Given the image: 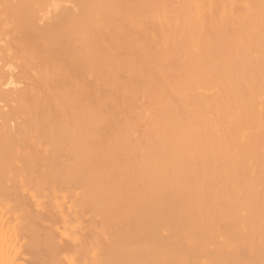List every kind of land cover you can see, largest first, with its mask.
<instances>
[{
	"label": "bare ground",
	"instance_id": "1",
	"mask_svg": "<svg viewBox=\"0 0 264 264\" xmlns=\"http://www.w3.org/2000/svg\"><path fill=\"white\" fill-rule=\"evenodd\" d=\"M261 140L264 0H0V174L23 169L17 191L0 192L19 217L11 236L0 208V264L27 234L37 250L23 264H195L188 253L206 249L189 229L210 231L228 201L253 211L245 231L223 224L237 240L213 262L238 264L242 246L264 249ZM28 186L59 194L55 212ZM74 188L66 204L60 190ZM90 205L102 230L92 215L83 225ZM73 220L88 228L78 241Z\"/></svg>",
	"mask_w": 264,
	"mask_h": 264
},
{
	"label": "rangeland",
	"instance_id": "2",
	"mask_svg": "<svg viewBox=\"0 0 264 264\" xmlns=\"http://www.w3.org/2000/svg\"><path fill=\"white\" fill-rule=\"evenodd\" d=\"M145 114H147V113L142 114V115H141V118H143V116H144ZM136 124H137V123H136ZM244 124L247 125V123H242L241 126H244ZM136 126H137V125H136ZM136 126H135V128H134V127L132 128V129H134V130H131L133 133H134V131H135V132H138V133L140 132L139 129H138L139 131L136 130L137 127H138V126H137V127H136ZM239 126H240V125H239ZM240 128H241V127H240ZM243 128H244L245 131H247V132H245V133H248V132H249L250 125L248 124L247 126H244ZM243 128H241V129H243ZM247 128H248V130H246ZM241 129L238 130V132H236L237 134L235 135V137L237 136V137H236V140H237L238 142H241V143H242V140H243V139H242V138H243L242 136H243V132H244V131H243L242 133L239 134V131L241 132ZM250 130H252V128H251ZM131 131H130V133H129V135H130L129 138H132V137H134V136H137L136 134H138V133L133 134ZM238 134H239V136H238ZM133 135H134V136H133ZM240 135H242V136H241L242 138H240ZM42 138H44V137H42ZM40 140H42V139H40ZM44 140H45V138H44ZM263 141H264V140H263ZM263 143H264V142H263ZM263 143H262V140H261V141H260V145H259V147L261 146V144H262V147H263V146H264ZM262 147H260V149H261ZM262 150H264V147L262 148ZM24 155H25V154H24ZM15 168H16V169H14V167H13V171L15 170L14 172H16L15 175H14V172H12V170H10V169L7 168V167L4 169L5 173H7V174L5 175V173H3L4 171L0 174V175H1V178H0V179H1V180H0V182H1L0 184H1V185H0V187L2 188V189L0 188V192H2V190H3V192H4V189H5V187H6V190H7L8 192L15 193V192H13V190L16 189L15 191H17V188H19V186H18V185H19V181L21 180L20 178L23 176L22 173L20 172V170L23 171V169H21V168H18V169H17V167H15ZM8 169H9V171H11V172H9V174H8V172H7ZM16 170H18V172H17ZM25 171H27V170H25ZM27 172H29V171H27ZM27 172H26V173H27ZM30 172L32 173L33 171H30ZM261 172H262V171H261ZM11 173H12L13 175H11ZM18 173H19L20 175H17ZM263 173H264V172H263ZM27 174H29V173H27ZM256 174H257V173H256ZM258 174H259V173H258ZM10 175L13 176V177L15 176V177H14V178H11ZM33 175H35V174L33 173ZM33 175H32V176H33ZM9 176H10V177H9ZM16 176H19V179H20V180H18V182H17L18 177H16ZM20 176H21V177H20ZM30 176H31V175H30ZM16 178H17V179H16ZM5 179H7V180H5ZM3 181H5V182H4L5 184L3 183ZM10 181H11V182H10ZM6 182H7V183H6ZM12 182H13V183H12ZM14 182H15V183H14ZM16 182H17V183H16ZM257 183H258V182H257ZM257 183L254 184V182H253V184H252V185H253L252 188H253V187H260V185L258 186ZM259 183H261V182H259ZM6 184H7L8 186H7ZM5 185H6V186H5ZM15 185H16V186H15ZM255 185H256V186H255ZM263 185H264V184H263ZM2 186H4V187H2ZM13 186H15V187L13 188ZM31 186H32V185H31ZM31 186H30V187H31ZM60 186H61V185H59V188H63V186H61V187H60ZM261 186H262V185H261ZM8 187H9V188H8ZM28 187H29V186H28ZM30 187L25 189V190H26V191H25L26 194H25V192H24V194H25L26 196H28V197H29L28 193H30V192H31V193H34V194H38V196L40 197L39 200L41 201V203H40V204H41V205H40L41 208H40V209H42L44 206H46V208H49V207H50V208H51V211L55 212V207H56V206H53V205H55L54 203L57 201V199L55 200L54 197L57 196V195H59V194L54 195V197H53V196L49 195V194H50V190L47 189V190H49V191H47V190H46V187L43 188V189H45V190H39V188H36L35 186H34V187H31V188H30ZM238 187H239V186H238ZM238 187L234 188V190L236 191V192H235V193H236L235 195H236V197H237V198H235V200H236L238 203H240V200H241L240 198L243 197V199H244V197H245L246 195L243 194V191H245V189H244V188H238ZM242 187H243V186H242ZM262 187H263V186H262ZM262 187H260V188H258V189H254V191L251 192V197L253 196L252 194H253L254 192L256 193V192H258V191H259V193H256V194H259V195H258V196L255 195V197H259V196L261 195V192H262V191L260 192V189L262 190ZM3 188H4V189H3ZM10 188H11V189H10ZM32 188H33V189H32ZM67 188H68V187H67ZM9 189L12 190V191H9ZM63 189H64V188H63ZM74 189H75V188H74ZM74 189H70L71 192H72V190H73V193L70 192V193L73 194V195H68L69 192H65V193H63L64 191H63V190H62V191L60 190V192L64 195V199H65V200H62V201H64L65 203H66V202H67V203L71 202L72 204H74V202H76V196H77V195H75V194L79 191L77 188H76L77 190H76V189L74 190ZM6 190H5V191H6ZM27 190H28V191H27ZM58 190H59V189H58ZM64 190H65V189H64ZM251 190H253V189H251ZM7 191H6V193H5V192H4V193L7 194ZM39 191H40V192H39ZM66 191H68V189H66ZM74 191H75L76 193H75ZM240 191H242V192H240ZM263 191H264V190H263ZM3 192H2V193H3ZM35 192H36V193H35ZM37 192H38V193H37ZM60 192H59V193H60ZM4 193H3V194H4ZM39 193H40V194H39ZM74 193H75V194H74ZM47 194H48V196H47ZM65 194H66V195H65ZM44 195H45V197H44ZM244 195H245V196H244ZM50 196H51V197H50ZM59 196H60V195H59ZM74 196H75V197H74ZM0 197H3V196H0ZM73 197H74V198H73ZM238 197H239V198H238ZM253 197H254V196H253ZM262 197H263V195H262ZM56 198H57V197H56ZM58 198H59V197H58ZM68 198H70V199H68ZM259 198H260V197H259ZM61 199H62V198H61ZM73 199H74V200H73ZM260 199H261V198H260ZM0 200H1V201H0V208L2 209V211H4V215H3V216H4V217H3L4 219H3V223H2V228H3V227H4L3 229L6 228L5 230L8 229L7 231H10V232H11L10 234H11V236H12L13 231H11V230H14V229H15V230L17 231V228H18V227H17V224H18L17 221H19V217H18L17 215H16V216H17V218H16V216H15V217H14V216H11V214L8 212V210H9V206L11 207V205H9V204H12V205H13V202H14V201H11V203H10V201H6V202H5L4 197H3V199L0 198ZM54 200H55V201H54ZM58 200H59V199H58ZM69 200H70V201H69ZM233 200H234V199H233ZM235 200H234V203H235ZM52 201H53V202H52ZM68 201H69V202H68ZM231 201H232V200H231ZM58 202H60V200H59ZM58 202H57V203H58ZM237 202H236V203H237ZM246 202H248V201H246ZM246 202H245V203H246ZM254 202H256V201H254ZM8 203H9V204H8ZM57 203H56V204H57ZM65 203H64V204H65ZM67 203H66V204H67ZM232 203H233V202H232ZM234 203H233V204H234ZM243 203H244V201H243ZM249 203H251V202H249ZM48 204H49V205H48ZM51 204H52V205H51ZM66 204H65V205H66ZM230 204H231V202L228 201V203H226V206H225L228 210H226L225 212H222L223 214L220 213L222 216L224 215L223 217L225 218V220H224V218H222L221 215H217V214L214 215V216L212 217V219H208V220H211V221L215 222V224L218 225V226H216V225H210V226H209V225H208V228L211 229L210 231H209L208 229H206V228H205L206 230H203V228H202V227H199V226H198V227H199L201 230H200L197 226H195L196 228H194V226H193V227L190 226V225L188 226V229H189L190 227H192V229L190 228L191 230L189 229V231L186 230V231L189 232V234H188V232H187V234H188L189 237L186 238V240H188L189 238H191V240H189L190 242H192L193 240H195V241H193V242H195V243H200V244H202V246H204V247H202V251H203V248L206 249V250L204 251V253H202V254H201V250H200V252H197V254H198V257H197V258H196V256H197V255H196V252H190V253H188V258L192 259V260L194 261L195 264H198V263H200V262H201V264H202V262H203V264H214V262H215L214 260H215L216 257L219 255V254H218V252H220L219 249L222 248V247H225V246H224V245H225V244H224L225 242H227V245H228V243H230V242H228V240H229V238H230V235H229L230 232L228 231L229 233H227V236H228V237L225 236V237H226V238H225V237L223 236V234L225 233V235H226V232H227V230L224 229V227H225V226H228V225H229L228 228H230V227L235 228L236 225L239 226V227H242V226H244L246 223H245L244 225H240V221H239V220L241 219V222H242L243 220L250 218V217H247V216H249L250 213L253 211L252 209H250V208H251L250 205H252V204L247 205V203H246V206H245V207H241L242 209L239 208L241 204H238V205L235 204V205H233V206H236L238 210H236L235 208L233 209V207H231ZM2 205H3V206L6 205V206L3 207ZM47 205H48V206H47ZM244 205H245V204H244ZM259 205H260V204H259ZM51 206H52V207H51ZM86 206H87V205H85V207H86ZM90 206H91V205H90ZM90 206H89V207H90ZM94 206H95V205H94ZM94 206H91V209H92V207H93V209H94ZM242 206H243V205H242ZM247 206H248V207H247ZM255 206H256V205H254V207H255ZM257 206H258V204H257ZM81 207H82V206H81ZM254 207H252V208H254ZM258 207H259V206H258ZM258 207H255V208H258ZM50 208H49L48 210H50ZM52 208H53V209H52ZM82 208H83V207H82ZM87 208H88V207H87ZM98 208H99V207L96 206V209H98ZM77 209H78V208L75 207V209H73V210H77ZM91 209L88 210V209H85V208H84V209H83L84 211L80 210V212H82V215L84 214V218L81 216L82 219L84 220V222L87 221L86 223H84V224L82 223V224H83V225L86 224V227H87V223H90V222H89V219H90L89 217H91V219H92V218H93L92 216H94V218L97 219L96 221H95V219H94V223H99V225L102 226V227H99V229L102 230L101 228H103V227L105 228V226H103L105 223H102V220H101L102 218L100 219V214L97 213V211H93V209H92V210H91ZM243 209H244V210H243ZM6 210H7V211H6ZM10 210H11V209H10ZM43 210H45V207H44V209H42V211H43ZM71 210H72V208L70 209L69 212H70V214L72 215L74 211L72 210V212H71ZM90 210H91V211H90ZM117 210H118V209H117ZM88 211H89V212H88ZM115 211H116V209H115ZM242 211H243V213H242ZM10 212H11V211H10ZM76 212H77V211H75L74 214H73L74 217H76V215H75ZM80 212H79V213H80ZM83 212H84V213H83ZM91 212H92V214H91ZM98 212H100V211L98 210ZM248 212H249V213H248ZM94 213H97L96 215L99 216V217H97L96 215H93ZM14 214H15V213H14ZM14 214H13V215H14ZM86 214H87V215H86ZM98 214H99V215H98ZM225 214H226V215H225ZM258 214H259V213H258ZM258 214H257V215H258ZM71 215H69V216H70V218L73 219V217H71ZM90 215H92V216H90ZM251 215H252V214H251ZM88 216H89V217H88ZM95 216H96V217H95ZM244 216H246L247 218H244ZM258 216H259V215H258ZM262 216H263V215H262ZM262 216H261V217H262ZM11 217H12V218H11ZM252 217H253V216H252ZM255 217H257V216H255ZM259 217H260V216H259ZM261 217H260V218H261ZM6 218H7V219H6ZM78 218H80V217H78ZM98 218H99V219H98ZM243 218H244V219H243ZM260 218H259V221H261V219H264V218H261V219H260ZM228 219H229V220H228ZM252 219H254V218H252ZM255 219H258V218H255ZM74 220H76V219H74ZM74 220H73V223L71 222L72 224H70V222L68 223L69 225L72 226V227H71V226L68 225V226H69V229H68L67 232H68V235L70 234V236H72L73 234L75 235V232H76V230H77V227L74 228V223H75V225H76V224H77V222H76L77 220H76L75 222H74ZM80 220H81V219H79V221H80ZM83 220H82V222H83ZM85 220H86V221H85ZM201 220H202V219H201ZM222 220H224V222H223ZM79 221H78V223H79ZM90 221H91V220H90ZM216 221H217V222H216ZM219 221H220L221 225H220ZM249 221H250V219L248 220V223H249ZM256 221H257V220H256ZM262 221H263V220H262ZM262 221H261V222H262ZM11 222H12V223H11ZM57 222H58V221H57ZM103 222H104V221H103ZM126 222H127V221H126ZM252 222H253V221H252ZM263 222H264V221H263ZM80 223H81V222H80ZM80 223H79V224H80ZM92 223H93V222H92ZM92 223H90V224H92ZM94 223H93V225H94ZM224 223H225V226H223ZM248 223H247V224H248ZM7 224H8V225H7ZM59 224L61 225L60 221L57 223V225H59ZM102 224H103V225H102ZM242 224H243V223H242ZM250 224H251V222H250ZM3 225H4V226H3ZM77 225H78V224H77ZM88 225H89V224H88ZM163 225H165V224H163ZM199 225H200V224H199ZM248 225H249V224H248ZM252 225H254V222H253ZM256 225H257V224H256ZM89 226H90V225H89ZM94 226H95V225H94ZM97 226H98V224H97ZM161 226H162V225H161ZM200 226H201V225H200ZM202 226H206V225L203 224ZM237 226H236V227H237ZM250 226H251V225H250ZM70 227H71L72 229H71ZM92 227H93V226H92ZM166 227H167V226H166ZM166 227H164V228L166 229ZM206 227H207V226H206ZM222 227H223V228H222ZM251 227H252V226H251ZM61 228H62V227H61ZM79 228H80V229H79ZM81 228H83V227H81V226L78 227V231L76 232V235L74 236L76 241H78V239H77V237H78V232H80L81 234L84 235V232H85L86 230H88V228L86 229L85 226H84V229H81ZM164 228H163V229H164ZM167 228H168V227H167ZM193 228H194V229H193ZM245 228H246V226H245L244 228L242 227L241 229L244 230ZM73 229H75V231H73V232L70 231V230H73ZM89 229H90V227H89ZM93 229H94V228H93ZM165 229H164V231H165ZM218 229H219V230H218ZM222 229H223V231H222ZM251 229H252V228H251ZM83 230H84V231H83ZM94 230H95V229H94ZM94 230H93V232H95ZM97 230H98V228H97ZM100 230H98V231H100ZM167 230H168V229H167ZM167 230H166V231H167ZM193 230H194V231H193ZM217 230H218V231H217ZM224 230H226V232H224ZM230 230H232V228H230ZM234 230H235V229H234ZM237 230H239L238 227H237ZM82 231H83V232H82ZM164 231H161V232H163V234H164ZM206 231H209V232H206ZM240 231H241V230H240ZM244 231H245V230H244ZM244 231H242V232H244ZM256 231H257V230H256ZM256 231H255V232H256ZM88 232H89V231H88ZM217 232H218L219 234H218ZM223 232H224V233H223ZM233 232H235V231H233ZM242 232H241V233L239 232V233H240L239 235L242 237V238H241V237H240V238L246 241V240H247V239H245V236H246V235L243 236V233H242ZM250 232H251V230H250ZM89 233H91V232H89ZM165 233H166V232H165ZM191 233H192V234H191ZM199 233H200V234H199ZM202 233H203V234H202ZM208 233H211V236H212V237H211L210 234H208ZM81 234H80V235H81ZM197 234H198V236H197ZM207 234H208V235H207ZM216 234H217V235H216ZM230 234H233V233H230ZM237 234H238V233H237ZM244 234H245V233H244ZM28 235H30V234H27V236H28ZM83 235H82V237H83ZM183 235H184V234H183ZM193 235H194V236H193ZM214 235H215V236H214ZM248 235H249V234H248ZM27 236L25 235V236H23V237L18 238L19 240H18V242H17V243H18L17 250L19 251V253L17 252L16 255H15V254H14V255H9V257H7L8 259L6 258L7 260L5 259L6 261L4 260V262H2V263L5 264L7 261H10V262H7V264H13V263H14V264H18V263L23 264L24 262H26V261L24 260V259H26V257H27V260H28V257L33 255L32 252L34 253V251H36L37 249H36L35 247H33V246H30L31 243L29 244V242H28L29 240H28V238H26ZM76 236H77V237H76ZM204 236H205V237H204ZM218 236H219V238H218ZM231 236H233V235H231ZM72 237H73V236H72ZM184 237H185V236H184ZM210 237H211L212 239H211ZM233 237H235V236H233ZM246 237H247V236H246ZM257 237H258V236H257ZM257 237H255V238H257ZM192 238H193V239H192ZM198 238H199V240H198ZM204 238H205L206 240H205ZM215 238H216V241H214ZM240 238H239V236H238V239H240ZM82 239H83V238H82ZM82 239H80V240H82ZM203 239H204V240H203ZM208 239H209V241H208ZM217 239H218V240L220 239L221 241L225 239L224 242H223V245H222V242H221L220 240H219V242H218ZM230 239H231V238H230ZM233 239H236V238H232L231 240H233ZM248 239H249V238H248ZM257 239L259 240L260 238H257ZM202 240H203V242H202ZM231 240H230V241H231ZM236 240H237V239H236ZM258 240H257V241H258ZM19 241H20V242H19ZM26 241H27V242H26ZM255 241H256V239H255ZM25 242H26V243H25ZM206 242H207V243H206ZM209 242H211L212 245H211V243H209ZM246 242H247V241H246ZM213 243H214L215 245H214ZM218 243H219V244L221 243L220 246H219ZM243 243H245V242H243ZM251 243H252V242H251ZM257 243H258V242H256V244H257ZM25 244H26V245H25ZM22 246H23V247H22ZM206 246H207V247H206ZM217 246H218V248H217ZM221 246H222V247H221ZM228 246H229V245H228ZM228 246L225 247V248H226V249H225L226 251H223L224 249H222L223 253H226L227 250H228V251L230 250V247H229V249L227 248ZM245 246H246V245H245ZM245 246H244V248L247 247V246H246V247H245ZM249 246H250V245L248 244V248H246V250H244V248H243V246H242V249H240V250H242V251L239 250V252H241V254H240L241 257L238 256V258H240V259H241V258L244 259L245 256H246V257L248 256V257H247V259L249 258L248 262H253V264H254V263H255V264H256V263H257V264H261L260 262L262 261V259H264V256H263V255H264V251H263L264 249H262V247L260 246L262 250H261L260 252H256V251H255V253L252 254V253L250 252L252 248L250 247V248H251V249H250ZM18 247H19V248H18ZM82 247H84V246H82ZM209 247H210V248H209ZM257 247H258V246H257ZM257 247H255V248H257ZM85 248H86V245H85ZM211 248H212V249H211ZM215 248H216V249H215ZM253 248H254V247H253ZM258 248H259V247H258ZM23 249H24V250H23ZM27 249H28V250H27ZM208 249H209L210 252L208 251ZM210 249H211V250H210ZM248 249H250V250H248ZM87 250H88V249H87ZM87 250H85V251H87ZM212 250H213V251H212ZM220 250H221V249H220ZM243 250H244V253H245V254L243 253ZM259 250H260V249H259ZM25 251H26V252H25ZM83 251H84V248H83ZM83 251H82L81 256L83 255L85 258H87L85 255H86V254H88V255L90 254V253H89V250H88V252H87L86 254L84 253L85 251H84V252H83ZM215 251H218V252H215ZM205 252H206V253H205ZM248 252H250V254H248ZM22 253H25V254H22ZM83 253H84V254H83ZM193 253H194L195 255H194ZM199 253H200L201 257H199ZM227 253H229V252H227ZM231 253H232V256H233V252H231ZM262 253H263V254H262ZM20 254H21V255H20ZM189 254H190V255H189ZM205 254H206V255H205ZM229 254H230V253H229ZM234 254H235V253H234ZM257 254H258V255H257ZM88 255H87V256H88ZM221 255H222V254H221ZM237 255H238V252H237L236 256H237ZM244 255H245V256H244ZM22 256H25V257H22ZM83 256H82V257H83ZM89 256H90V255H89ZM89 256H88V257H89ZM229 256H230V255H229ZM236 256H235V257H236ZM84 257L81 258V259L83 260V262H86V259L84 260ZM192 257H194V259H193ZM203 257H204V259H203ZM58 258H59V257H58ZM58 258H57V259H58ZM89 258H90V257H89ZM201 258H202V259H201ZM213 258H215V259H213ZM218 258H220V257H218ZM57 259H55V261H54V259L51 260L52 262H51L50 260H47L46 262H45L44 260H42V261H44L45 264H58V263H57V262H58ZM190 259H189V260H190ZM196 259H197V260H196ZM211 259H213V260H211ZM222 259L228 260V256H227V258H226V257H225V254H224V258L222 257ZM242 259L240 260L241 262L243 261ZM58 260H59V264H62V263H63V264H67L66 262H61V261H64L62 258H61V259L59 258ZM60 260H61V261H60ZM88 260L90 261V259L87 258V261H88ZM220 260H221V259H220ZM225 260H223L222 262L220 261L218 264H225ZM235 260H236V258H235ZM244 260H245V259H244ZM89 261H88V262H89ZM193 261H192V262H193ZM213 261H214V262H213ZM216 261H218V260H216ZM245 261H246V260H245ZM11 262H12V263H11ZM80 262H81V261H80ZM83 262H82V263H83ZM204 262H205V263H204ZM241 262H239V260L236 261V263H238V264H240ZM26 263H27V262H26ZM86 263H87V262H86ZM242 263L245 264L246 262H242ZM242 263H241V264H242ZM41 264H43V263H41ZM77 264H81V263L77 262ZM84 264H85V263H84ZM119 264H121V263H119ZM216 264H217V263H216ZM234 264H235V263H234ZM251 264H252V263H251Z\"/></svg>",
	"mask_w": 264,
	"mask_h": 264
}]
</instances>
